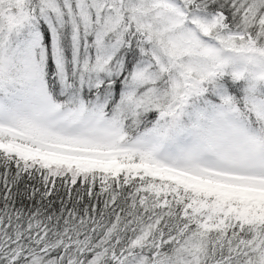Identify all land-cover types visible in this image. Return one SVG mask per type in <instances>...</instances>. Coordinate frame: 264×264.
Segmentation results:
<instances>
[{"label": "snow or ice", "instance_id": "6c2138e0", "mask_svg": "<svg viewBox=\"0 0 264 264\" xmlns=\"http://www.w3.org/2000/svg\"><path fill=\"white\" fill-rule=\"evenodd\" d=\"M0 264H264V0H0Z\"/></svg>", "mask_w": 264, "mask_h": 264}]
</instances>
